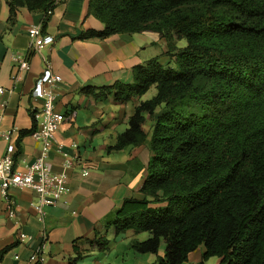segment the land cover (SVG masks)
Returning <instances> with one entry per match:
<instances>
[{"label": "trees", "instance_id": "1", "mask_svg": "<svg viewBox=\"0 0 264 264\" xmlns=\"http://www.w3.org/2000/svg\"><path fill=\"white\" fill-rule=\"evenodd\" d=\"M6 1L9 26L26 7L42 15L45 32L60 0ZM89 13L104 28L81 38L155 31L166 39L170 57L166 64L154 56L136 65L130 83L84 88L96 99L112 94L118 103L157 89L107 146L145 143L143 123L147 114L152 118L143 197H125L108 227L116 235L147 232L130 247L157 254L153 264H182L199 246L202 263L217 256L220 264H264V0H90ZM182 39L187 44L180 47ZM36 127L34 120L20 137ZM79 241L100 251L110 243L99 231L78 238L74 263L90 250ZM13 245L0 250V261Z\"/></svg>", "mask_w": 264, "mask_h": 264}, {"label": "crops", "instance_id": "2", "mask_svg": "<svg viewBox=\"0 0 264 264\" xmlns=\"http://www.w3.org/2000/svg\"><path fill=\"white\" fill-rule=\"evenodd\" d=\"M89 1H59L44 32L54 36V43L31 52L28 69L21 70L20 55L29 52V30L41 24L42 15L20 7L15 24L9 26L8 3L0 0V84L6 90L0 94V131L10 132L8 138L0 134V156L6 153L10 142L17 145V150L21 148L15 160L17 168L24 169L38 156L41 143L33 133L20 137V131L34 125V114L43 100L34 95L33 88L47 69L62 77L55 88V106L65 119L56 132V140L64 144L70 155H76L67 169L69 193L48 207L42 220L32 206L36 199L34 190L11 188L16 202L13 217L7 213V202L0 191V250L15 244L0 264H31L33 252L44 258L43 264H153L156 259L155 253H137L130 247L133 239L143 240L146 235L133 229L116 235L108 227L125 197H143L140 188L147 176L150 139L120 150H108L107 146L114 145L118 135L128 128L135 106L148 99V91L118 103L112 94L96 99L84 88L110 86L117 81L130 83L133 68L154 56L168 63L167 41L155 31L116 33L104 39L81 38L88 29L104 28L89 13ZM152 122L147 114L143 129L148 135ZM63 159L54 145L48 157L52 170H62ZM96 231L106 233L109 249L100 251L79 241V246L90 250L83 259L72 262L75 241L93 238ZM20 232L25 234L22 239ZM203 249L199 246L191 251L182 264H206V260L202 263Z\"/></svg>", "mask_w": 264, "mask_h": 264}, {"label": "built area", "instance_id": "3", "mask_svg": "<svg viewBox=\"0 0 264 264\" xmlns=\"http://www.w3.org/2000/svg\"><path fill=\"white\" fill-rule=\"evenodd\" d=\"M29 36L31 41L29 52L20 55L19 68L21 70L28 69L31 52L40 51L45 46L54 43V36L42 32L41 24L31 27ZM13 77L17 78V75ZM61 80L60 74L47 69L37 78L33 88L34 95L43 100L41 107L34 114L37 127L33 131V136L41 143L40 152L35 160L26 164L24 169L17 168L14 159L17 145L13 142L8 144L6 153L0 156V191L7 202L9 216L16 215V202L11 192L13 187L29 188L36 192V199L32 202V206L41 220L44 219L47 208L56 205L70 191L67 169L74 163L76 155H70L64 149V144L56 140V132L65 119L55 106L57 97L55 88ZM5 91L4 86L0 84V94H4ZM0 134L8 138L10 132L0 131ZM54 145L64 157L60 171L52 170L48 162L49 153ZM74 146L76 147L77 144ZM24 237L25 234L20 232L19 238ZM38 260L43 264L44 258L38 252H33L29 262L33 263Z\"/></svg>", "mask_w": 264, "mask_h": 264}, {"label": "rangeland", "instance_id": "4", "mask_svg": "<svg viewBox=\"0 0 264 264\" xmlns=\"http://www.w3.org/2000/svg\"><path fill=\"white\" fill-rule=\"evenodd\" d=\"M187 44V40L186 39H182V40H180L179 42H178V46H180V47H183V46H185ZM156 94V87H155V85L154 86H152L149 90H148V92L146 93V96L145 97H147L148 99H150L151 97H153V95H155ZM150 140H151V132L149 133V135L147 136ZM141 233H143L144 235H146L147 236V232H141ZM160 248H161V250H159V254L160 255H162L163 253H164V249H165V243H164V240L162 239V241H161V246H160ZM157 255V254H156ZM156 258H157V256H156ZM218 259H219V257H217V256H212V257H210L208 260H206L205 262H206V264H219L218 263ZM156 260V259H155Z\"/></svg>", "mask_w": 264, "mask_h": 264}]
</instances>
